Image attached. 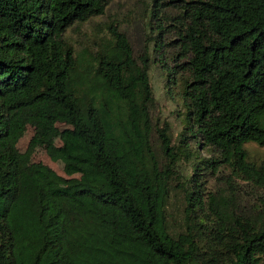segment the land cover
I'll return each instance as SVG.
<instances>
[{
  "label": "trees",
  "instance_id": "trees-1",
  "mask_svg": "<svg viewBox=\"0 0 264 264\" xmlns=\"http://www.w3.org/2000/svg\"><path fill=\"white\" fill-rule=\"evenodd\" d=\"M114 1L0 0V264H264V161L247 148H264V0H152L155 58L115 26L70 43ZM152 63L180 89L177 139ZM57 138L65 185L28 162Z\"/></svg>",
  "mask_w": 264,
  "mask_h": 264
},
{
  "label": "rangeland",
  "instance_id": "rangeland-1",
  "mask_svg": "<svg viewBox=\"0 0 264 264\" xmlns=\"http://www.w3.org/2000/svg\"><path fill=\"white\" fill-rule=\"evenodd\" d=\"M151 2L152 0H116L107 8L104 15L95 17L83 25H75L72 27L67 33V38L78 49L85 46L92 47V45L96 46L101 38L109 35V27L115 26L128 36L134 51L138 55L149 51V55L155 58L157 54L153 52L152 45H150L146 22V13ZM149 74L154 96L157 101V109L154 115L156 118H160L161 122L165 121L170 124L173 137L177 139L183 129V117L181 116L182 111L185 110L179 96L180 89L178 86H173L172 92L170 93L168 91L165 72L156 63L151 64ZM58 127L59 129H63L61 125ZM33 135L34 129L28 127L25 132V137L18 144L21 152L24 153L27 151ZM59 146H61V142L57 138L47 146L37 147L31 157H29L28 162L30 164L38 162L47 164L58 173L61 184L65 185V180L69 177L64 172V165L61 161L53 158ZM247 148L253 159L257 162L264 161L263 147L250 144ZM203 156H207V153H203ZM210 187L217 189L220 187V184L211 182Z\"/></svg>",
  "mask_w": 264,
  "mask_h": 264
}]
</instances>
